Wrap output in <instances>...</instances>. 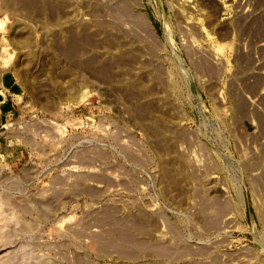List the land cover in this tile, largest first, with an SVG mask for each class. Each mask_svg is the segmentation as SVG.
Returning <instances> with one entry per match:
<instances>
[{"label": "rangeland", "instance_id": "rangeland-1", "mask_svg": "<svg viewBox=\"0 0 264 264\" xmlns=\"http://www.w3.org/2000/svg\"><path fill=\"white\" fill-rule=\"evenodd\" d=\"M0 195V264H264V0H0Z\"/></svg>", "mask_w": 264, "mask_h": 264}, {"label": "crops", "instance_id": "crops-1", "mask_svg": "<svg viewBox=\"0 0 264 264\" xmlns=\"http://www.w3.org/2000/svg\"><path fill=\"white\" fill-rule=\"evenodd\" d=\"M10 201H14L11 195H0V212H3L7 208V204Z\"/></svg>", "mask_w": 264, "mask_h": 264}, {"label": "bare ground", "instance_id": "bare-ground-1", "mask_svg": "<svg viewBox=\"0 0 264 264\" xmlns=\"http://www.w3.org/2000/svg\"><path fill=\"white\" fill-rule=\"evenodd\" d=\"M119 10V9H118ZM123 10V9H122ZM75 43V42H73ZM77 43V42H76ZM77 45V44H76ZM75 46V45H74ZM133 237L132 235L129 233V232H124V234L122 235V240L125 242H128V241H132Z\"/></svg>", "mask_w": 264, "mask_h": 264}]
</instances>
